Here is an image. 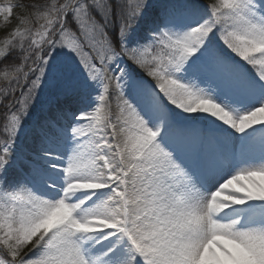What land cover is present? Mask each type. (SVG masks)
I'll list each match as a JSON object with an SVG mask.
<instances>
[{
    "label": "snow or ice",
    "instance_id": "1",
    "mask_svg": "<svg viewBox=\"0 0 264 264\" xmlns=\"http://www.w3.org/2000/svg\"><path fill=\"white\" fill-rule=\"evenodd\" d=\"M0 19V264H264V0Z\"/></svg>",
    "mask_w": 264,
    "mask_h": 264
},
{
    "label": "rangeland",
    "instance_id": "2",
    "mask_svg": "<svg viewBox=\"0 0 264 264\" xmlns=\"http://www.w3.org/2000/svg\"><path fill=\"white\" fill-rule=\"evenodd\" d=\"M16 15H18L17 13H15ZM17 21L15 19V16L14 18L11 20V22L7 25V28H12L16 25ZM4 22L2 21V19H0V37H2L4 35Z\"/></svg>",
    "mask_w": 264,
    "mask_h": 264
},
{
    "label": "trees",
    "instance_id": "3",
    "mask_svg": "<svg viewBox=\"0 0 264 264\" xmlns=\"http://www.w3.org/2000/svg\"><path fill=\"white\" fill-rule=\"evenodd\" d=\"M32 2H35V0H22V3H24V4H28V3H32ZM15 11H17L20 14L22 12V10L19 8H17Z\"/></svg>",
    "mask_w": 264,
    "mask_h": 264
}]
</instances>
